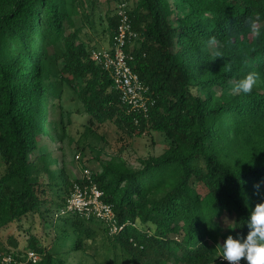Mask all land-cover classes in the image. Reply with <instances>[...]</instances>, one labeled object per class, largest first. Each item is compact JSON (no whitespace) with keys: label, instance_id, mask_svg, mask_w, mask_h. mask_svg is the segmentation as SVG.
I'll return each mask as SVG.
<instances>
[{"label":"trees","instance_id":"obj_1","mask_svg":"<svg viewBox=\"0 0 264 264\" xmlns=\"http://www.w3.org/2000/svg\"><path fill=\"white\" fill-rule=\"evenodd\" d=\"M81 4L0 0V227L39 215L54 246L31 237L24 249L13 241L0 254L41 253L25 264H71L63 257L76 252L96 264H227L220 245L228 235H246L249 213L264 199V0H138L127 7L137 33L126 47L130 64L154 100L146 114L120 102L81 40ZM117 24L115 11L108 14V45ZM248 72L259 76L253 91H233ZM63 85L98 123L112 121L130 136L149 128L168 139L140 167L111 158L89 171L123 225L116 233L66 210L74 183L84 180L70 175L62 153L41 149L56 131L48 102ZM225 216L231 222L223 228Z\"/></svg>","mask_w":264,"mask_h":264},{"label":"rangeland","instance_id":"obj_2","mask_svg":"<svg viewBox=\"0 0 264 264\" xmlns=\"http://www.w3.org/2000/svg\"><path fill=\"white\" fill-rule=\"evenodd\" d=\"M120 1L125 2L129 9L138 2L82 0L80 15L83 14L84 23L80 38L90 51L108 47L107 16L114 13ZM79 17L75 18L77 23H81ZM218 47L217 43L209 45L213 51ZM48 120L54 123L56 131H51L53 140L44 138L41 149L51 150L55 155L62 153L65 168L74 178H82L85 171H99L101 163L111 158L121 159L135 168L140 167L150 155L161 153L168 142L165 134L149 128L141 135L130 136L112 121L98 123L85 113L81 101L68 85H63L58 97L50 98ZM3 172L0 156V175ZM230 222V217L221 219L223 228ZM31 237L37 239L41 246L54 247L51 240L53 233L41 224L39 215L33 214L0 227V247L7 250L14 248L13 241L17 249H24ZM63 260L71 264H96L92 258L79 252L64 256Z\"/></svg>","mask_w":264,"mask_h":264},{"label":"built area","instance_id":"obj_3","mask_svg":"<svg viewBox=\"0 0 264 264\" xmlns=\"http://www.w3.org/2000/svg\"><path fill=\"white\" fill-rule=\"evenodd\" d=\"M115 14L118 24L111 43L107 48L92 51V56L109 73L120 102L128 107V111L146 114L154 100L147 94V86L141 82L130 64L133 56L126 47L137 37V33L132 29L125 2L117 4ZM81 179L84 180L83 183L73 185L66 201V210L104 221L111 233L121 230L123 225L115 223L112 208L102 201V191L91 180L90 172L85 171ZM41 257L40 252L32 249L26 250L19 258L14 257L12 253H1L0 264L37 263ZM220 260L228 264V261L223 260V256ZM240 264L244 263L240 261Z\"/></svg>","mask_w":264,"mask_h":264},{"label":"clouds","instance_id":"obj_4","mask_svg":"<svg viewBox=\"0 0 264 264\" xmlns=\"http://www.w3.org/2000/svg\"><path fill=\"white\" fill-rule=\"evenodd\" d=\"M248 26L254 35H260L254 20L250 19ZM258 79L257 73L248 72L236 81L233 91L249 94L257 85ZM246 224L248 228L246 235L236 237L228 235L220 245L223 260L228 261V264H240L241 259L246 261V264H264V201L252 208Z\"/></svg>","mask_w":264,"mask_h":264}]
</instances>
